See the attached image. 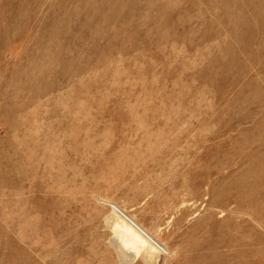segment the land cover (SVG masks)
<instances>
[{
  "label": "rangeland",
  "instance_id": "374dc122",
  "mask_svg": "<svg viewBox=\"0 0 264 264\" xmlns=\"http://www.w3.org/2000/svg\"><path fill=\"white\" fill-rule=\"evenodd\" d=\"M0 264H264V0H0Z\"/></svg>",
  "mask_w": 264,
  "mask_h": 264
},
{
  "label": "bare ground",
  "instance_id": "6f19581e",
  "mask_svg": "<svg viewBox=\"0 0 264 264\" xmlns=\"http://www.w3.org/2000/svg\"><path fill=\"white\" fill-rule=\"evenodd\" d=\"M109 206L111 207V209L115 213H117L121 217L122 225H123L122 227L124 229L123 232L124 233L126 232V234H127V240H126L127 243L133 242V241H136V242L138 241V242L142 243L143 245H149V246H152L153 248L155 247V248H157L159 250H163V248H161L154 240H152V238L149 235H147L145 233V231L139 225H137L136 223H134L131 218H128L127 216H125L120 211V209L117 206H115L112 203H109ZM118 241H120V240H118ZM129 261H131V260H129Z\"/></svg>",
  "mask_w": 264,
  "mask_h": 264
},
{
  "label": "water",
  "instance_id": "95a60500",
  "mask_svg": "<svg viewBox=\"0 0 264 264\" xmlns=\"http://www.w3.org/2000/svg\"><path fill=\"white\" fill-rule=\"evenodd\" d=\"M120 214V213H119Z\"/></svg>",
  "mask_w": 264,
  "mask_h": 264
}]
</instances>
